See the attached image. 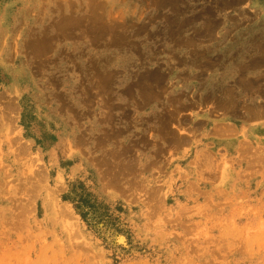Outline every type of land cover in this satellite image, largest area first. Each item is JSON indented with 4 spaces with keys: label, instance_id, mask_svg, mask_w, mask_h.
<instances>
[{
    "label": "rangeland",
    "instance_id": "374dc122",
    "mask_svg": "<svg viewBox=\"0 0 264 264\" xmlns=\"http://www.w3.org/2000/svg\"><path fill=\"white\" fill-rule=\"evenodd\" d=\"M259 124L264 0H0V264H264Z\"/></svg>",
    "mask_w": 264,
    "mask_h": 264
},
{
    "label": "crops",
    "instance_id": "0c3cea01",
    "mask_svg": "<svg viewBox=\"0 0 264 264\" xmlns=\"http://www.w3.org/2000/svg\"><path fill=\"white\" fill-rule=\"evenodd\" d=\"M262 129H264V124H259L253 128L252 134L257 135L258 133H260V130H262ZM259 138L264 140V135L260 136Z\"/></svg>",
    "mask_w": 264,
    "mask_h": 264
},
{
    "label": "trees",
    "instance_id": "16d2710c",
    "mask_svg": "<svg viewBox=\"0 0 264 264\" xmlns=\"http://www.w3.org/2000/svg\"><path fill=\"white\" fill-rule=\"evenodd\" d=\"M84 202H85L84 199L81 200V204H77V205H76V208H77V209H80L81 206H82V204H83V205L85 204ZM87 202H88L87 204H88L89 206H93V205H90V204H91L90 201H87ZM86 215H87L86 213H82V216H83V217H86Z\"/></svg>",
    "mask_w": 264,
    "mask_h": 264
},
{
    "label": "bare ground",
    "instance_id": "6f19581e",
    "mask_svg": "<svg viewBox=\"0 0 264 264\" xmlns=\"http://www.w3.org/2000/svg\"><path fill=\"white\" fill-rule=\"evenodd\" d=\"M149 76H150V75H149ZM107 82H108V81H107ZM144 88H145V86H144ZM251 88H252V87H251ZM251 88H250V89H251ZM224 132H225V131H224Z\"/></svg>",
    "mask_w": 264,
    "mask_h": 264
}]
</instances>
